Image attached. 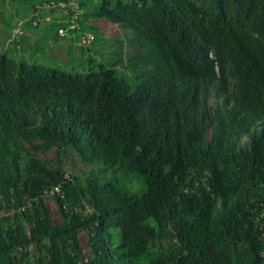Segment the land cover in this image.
<instances>
[{"label":"trees","instance_id":"trees-1","mask_svg":"<svg viewBox=\"0 0 264 264\" xmlns=\"http://www.w3.org/2000/svg\"><path fill=\"white\" fill-rule=\"evenodd\" d=\"M13 1L33 12L16 37L3 16L0 264H264V0H76L66 36L51 0ZM65 37L109 67L27 60Z\"/></svg>","mask_w":264,"mask_h":264},{"label":"rangeland","instance_id":"rangeland-1","mask_svg":"<svg viewBox=\"0 0 264 264\" xmlns=\"http://www.w3.org/2000/svg\"><path fill=\"white\" fill-rule=\"evenodd\" d=\"M13 2H14L13 0H0V50L4 49V47L9 42L8 41L9 36L7 35L8 27L6 26L3 16L5 18L6 16H8V14L11 15L7 17V23L9 27H13L17 19H20V20H24V18L28 19L29 15L33 12V8L29 12H27L26 9L21 6L16 7V5ZM40 4L41 3L37 5L39 6ZM93 23L97 26V28H99L101 33L109 39L119 38L120 40V38L123 36L122 29L118 25L112 22H109L105 19H99V20H93ZM29 34H32V33L29 32ZM11 35L14 36L13 32H11ZM99 40L100 38H98L96 41L99 42L97 46H100V48L95 49V50H99V52H95L92 50L88 54L87 51L81 50L78 46H75L77 42H76V39L74 38L72 40L74 43V50H73V54L70 56L67 55L64 48H60L56 51V55L54 56L53 60L52 59H42V57H39L37 60H34V59H27V60L29 62L36 61L41 64H50L54 66L55 68L62 69L68 73H76V72L85 73V72H88L89 70L99 71L100 69L109 67V61H110L109 51L107 52L104 51V48H105L104 46L107 43V41H104V39L101 41ZM125 50H128L126 46H125ZM24 54L26 55L27 53H24ZM37 54L40 55V52L38 51ZM57 57H63V58H57ZM87 57H89L90 60H88ZM113 66H115V64ZM211 103L213 104V99H211ZM40 156L42 158L48 159L52 165L54 166L56 165L55 164L56 154H55L54 149L49 150L46 154H40ZM60 162L63 165L64 171L67 176L73 173H77V171L80 170V167L87 168L84 165H79V167H77L80 160H78V158L72 152L62 155L60 157ZM46 202L50 209L51 220L61 221V217L59 215L57 206L55 202L53 201V199L49 197L46 199ZM79 241H80L81 246L83 247L84 254L86 255L88 248L86 244L87 235L85 231H80Z\"/></svg>","mask_w":264,"mask_h":264},{"label":"built area","instance_id":"built-area-1","mask_svg":"<svg viewBox=\"0 0 264 264\" xmlns=\"http://www.w3.org/2000/svg\"><path fill=\"white\" fill-rule=\"evenodd\" d=\"M50 7L57 8L62 10L64 13H68L71 16V21L67 22L66 27H59L57 29V32L60 36H66L69 31L76 29V22L75 19L78 17V13H80L79 5L76 0H51L48 4ZM38 11L35 12V14ZM23 20H19L16 26L13 28V35H19L23 33ZM91 34L87 33L86 36L84 35L82 37L83 43H88V39H90ZM56 192L60 196L63 197V193L59 186L55 185L52 187V189L49 191V193Z\"/></svg>","mask_w":264,"mask_h":264},{"label":"crops","instance_id":"crops-1","mask_svg":"<svg viewBox=\"0 0 264 264\" xmlns=\"http://www.w3.org/2000/svg\"><path fill=\"white\" fill-rule=\"evenodd\" d=\"M69 42V38L65 37V40L60 44V48H64L65 45ZM58 48V49H60Z\"/></svg>","mask_w":264,"mask_h":264},{"label":"clouds","instance_id":"clouds-1","mask_svg":"<svg viewBox=\"0 0 264 264\" xmlns=\"http://www.w3.org/2000/svg\"><path fill=\"white\" fill-rule=\"evenodd\" d=\"M15 27V26H14ZM13 31V30H12Z\"/></svg>","mask_w":264,"mask_h":264}]
</instances>
